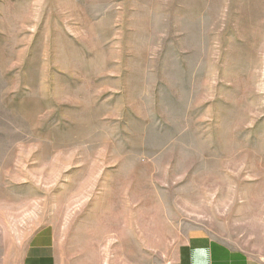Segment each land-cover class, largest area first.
<instances>
[{
	"label": "rangeland",
	"instance_id": "374dc122",
	"mask_svg": "<svg viewBox=\"0 0 264 264\" xmlns=\"http://www.w3.org/2000/svg\"><path fill=\"white\" fill-rule=\"evenodd\" d=\"M264 264V0H0V255Z\"/></svg>",
	"mask_w": 264,
	"mask_h": 264
},
{
	"label": "crops",
	"instance_id": "0c3cea01",
	"mask_svg": "<svg viewBox=\"0 0 264 264\" xmlns=\"http://www.w3.org/2000/svg\"><path fill=\"white\" fill-rule=\"evenodd\" d=\"M55 240L54 230L42 227L21 245L19 259L12 262L7 260L6 256L0 255V264H62L58 259ZM173 264H263V262L206 235H191L176 249Z\"/></svg>",
	"mask_w": 264,
	"mask_h": 264
}]
</instances>
